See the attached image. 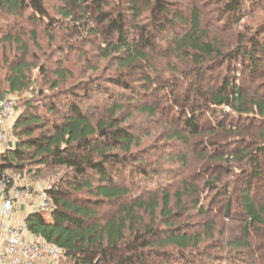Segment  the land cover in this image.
<instances>
[{
	"label": "rangeland",
	"instance_id": "374dc122",
	"mask_svg": "<svg viewBox=\"0 0 264 264\" xmlns=\"http://www.w3.org/2000/svg\"><path fill=\"white\" fill-rule=\"evenodd\" d=\"M45 1L53 21L45 20L34 24L28 19L19 22L6 19L3 23V32L20 37L23 44L18 46L0 39L1 77L9 75L10 64L15 59L31 66L26 75L30 87L23 93L5 97L16 100L14 119L7 128L10 146H13L17 138L15 121L24 111L37 112L55 119L57 114H48L51 107L55 106L59 113L68 114L70 105L77 104L96 122L102 117L107 118L106 114L112 105H124L125 108L118 111L116 116L118 124L134 134L140 145L132 148L133 156L129 158L131 163L121 169L122 174L117 175L116 181L119 185H128L132 194L117 204L106 203L97 207L98 219L112 217L118 210V204L128 205L135 198L147 196L149 191L157 187L162 186L174 193L186 179L189 184L199 186L202 195L196 199L201 200L202 205L208 208L209 216L202 217L199 208L194 206L195 201L185 199L184 208L177 212L180 216L175 221L176 227L189 233H203L200 229L203 223H216L213 238H208L207 234L202 235L200 248L211 256L197 255L198 259H202L204 264H256L254 259L259 261L264 256V231L256 232V236L252 230L251 242L254 247L249 253L239 252L230 245L233 240L243 238V227L246 224L244 215L241 214V191L250 186L255 200H264V152L257 151L259 146H264V116L255 105V108L250 107L252 110L254 108L251 114L243 116L225 106L214 108L199 94L200 89L204 93L210 87L220 89L229 78L241 87L246 101L262 104L264 107V0H246L242 9L244 12L233 19L223 15L226 4L224 0H165L167 12L159 13L158 16L159 22L165 24V29L155 39L158 47L152 69L146 71L148 66L143 64L140 69L124 72L118 70L115 58H102L99 51L101 39L96 34L87 32L89 29L83 28L89 23L88 19L83 18L75 24L76 18L66 20L60 15L59 10L63 7L61 0ZM196 5L205 14L204 26L212 29V36L226 46L225 50H232L239 42L245 47L241 51V59L236 58L220 68L205 70L203 76L199 75L202 77L200 80L196 77L199 70L197 67L187 65L184 61L169 59L166 51L172 37L185 33L184 26L178 24L173 17L183 16L186 20L189 19V11ZM89 15V21H92L93 12ZM147 19L143 17L140 21L149 24ZM127 24H131L130 20ZM94 25L97 26L91 24V27ZM254 40L261 43L260 49L252 45ZM246 51L253 53L256 64L251 63ZM59 63L68 70L70 77L59 88H54V73L59 69ZM148 72L151 73L152 84L145 78ZM125 84L130 88L124 87ZM143 106L155 108L157 115L149 116L144 113ZM192 106L202 111L199 116L201 134L190 137V147H184L176 140L169 141V131L183 127L185 113H189ZM240 151L250 153L249 156L253 159L257 158L258 167L254 166L250 158L242 163L232 161L222 165L221 162L200 157L201 154H211L212 159H219L223 154L233 156ZM118 152L121 153V150ZM185 153L189 160L187 166L182 160L174 159ZM26 163L24 169L8 172L21 186L31 187V200H22L31 208L36 206L44 191L53 184L60 183L69 173L65 167H52V170L47 168L44 173H38L36 163ZM256 168L260 176L251 178ZM143 169L145 174L141 173ZM219 176H222L221 182L218 180ZM208 181L218 187L219 193L207 189ZM227 186L230 189L228 196L232 199L229 218H226L227 199L224 189ZM75 197L78 203L84 201L88 204L95 200L87 191L79 192ZM174 202L172 200L171 206H174ZM144 219L146 224L150 223L149 217L144 216ZM159 222L158 220L159 228L163 227L164 223ZM172 250L167 251L173 254L174 260H178L179 256ZM152 259L149 264H155L154 258ZM62 264L72 262L65 257Z\"/></svg>",
	"mask_w": 264,
	"mask_h": 264
},
{
	"label": "trees",
	"instance_id": "16d2710c",
	"mask_svg": "<svg viewBox=\"0 0 264 264\" xmlns=\"http://www.w3.org/2000/svg\"><path fill=\"white\" fill-rule=\"evenodd\" d=\"M61 1L63 7L59 10L60 15L66 20L76 18L75 24L81 22L83 18L88 19L89 23L83 28L89 29L87 32L96 34L101 39L99 51L102 58L106 60L115 58L118 70L121 72L137 70L143 64L148 66L146 71L152 69L158 47L155 39L159 37L158 33L165 29V24L159 22L158 18L159 13L167 12L165 0ZM224 1L225 17L233 19L244 12L242 9L246 0ZM90 12L94 15L92 21H89ZM189 12L191 16L187 20L183 16L173 17L178 24L184 26L185 33L169 40V47L166 50L169 59L173 58L176 62L184 61L187 65L197 67L199 70L196 77L199 80L205 70L220 68L230 61H235L236 58L241 59V51L245 47L241 46L240 42L232 50L230 48L225 50L226 46L212 36V29L204 26L205 14L199 6H193ZM145 13L149 15L146 16ZM143 17L148 18L150 23H141L140 19ZM6 19L18 22L28 19L34 24L54 20L50 16L45 0H0V39L16 43L18 46L23 44L20 37L3 32V23ZM129 20L130 25L127 24ZM90 23L97 26L91 27ZM253 43L254 47L260 49V42L254 40ZM24 49L27 51V48ZM247 55L250 56L251 63L256 64L253 53L247 52ZM10 65L9 75L1 77L0 72V100L11 94L23 93L30 87L26 75L31 66L27 62H19L18 59ZM59 66L54 73L56 78L54 88H59L70 77L68 70L60 63ZM148 73L145 78L152 84L151 73ZM124 87L130 88L126 84ZM200 90L199 96L204 97L209 106L214 108L225 106L240 116L251 114L256 106L264 116L262 104L246 101L241 87L229 78L220 89L210 87L206 93ZM29 107L32 108L31 105ZM124 108V105L114 104L106 114L107 118L102 117L96 122L77 104L70 105L68 114L59 113L55 106L51 107L48 114H57L55 119H49L33 111H24L20 114L14 125L16 142L7 152L0 154V173L24 169L26 161L36 163L38 173H44L47 168L52 167H65L69 173L60 183L53 184L46 191L52 200L53 209L47 213L31 212L25 221L27 228L46 243L61 248L72 264H149L152 258L155 264H204L197 255L210 254L200 249L202 235L207 234L208 238H213L216 223L213 221L203 223L200 228L203 233L200 231L189 233L176 227L175 221L180 216L177 212L184 208L185 199L195 201L194 206L199 208L202 217L209 216L208 208L202 205L201 200L196 199L202 195L199 186L189 184L186 179L174 193L163 189L162 186L157 187L149 191L147 196L135 198L128 205L118 204V210L112 217L98 219L97 207L106 203L117 204L132 194L128 185L122 186L116 181L117 175L122 174L121 169L131 163L129 158L133 156L132 148L140 145L134 134L118 124L116 116L118 111ZM142 111L149 116L157 115V110L152 107L143 106ZM185 114L183 127L171 129L167 139L176 140L184 147H190V137L201 134L199 116L202 111L192 106L189 113L186 111ZM119 149L121 153L118 152ZM257 151L263 153L264 146H259ZM249 155L250 153L240 151L233 156L223 154L219 159H212L211 154L207 156L201 154L200 157L221 162L222 165L232 161L242 163L250 158L254 166L258 167L257 158L253 159ZM175 158L182 160L186 166L189 164L186 153ZM257 171L256 168L251 178L260 176ZM141 173L145 174L146 171L143 169ZM218 180L221 182L222 176H219ZM206 185L207 189L219 193L218 187H214L211 181ZM224 189L227 199L226 218H229L232 199L228 196L229 186ZM83 191L90 193L95 200L88 204L84 201L76 202L75 195ZM172 200H175L174 206H171ZM240 205L241 214L246 221L243 238L233 240L230 246L239 252L249 253L254 247L251 242L252 230L256 236L258 232L264 231V200L257 202L252 188L248 186L240 193ZM144 216L149 217V224L145 223ZM158 220L159 224L164 223L163 227L159 228ZM171 248L173 253L179 256L178 260H174L173 254L168 253L167 250ZM261 258L259 261L255 258L254 262L264 264V256Z\"/></svg>",
	"mask_w": 264,
	"mask_h": 264
},
{
	"label": "built area",
	"instance_id": "2783aa9c",
	"mask_svg": "<svg viewBox=\"0 0 264 264\" xmlns=\"http://www.w3.org/2000/svg\"><path fill=\"white\" fill-rule=\"evenodd\" d=\"M16 100H0V154L10 147L7 128L14 119ZM34 212L47 213L53 209L49 195L44 191ZM32 189L21 186L10 172L0 173V264H62L64 251L56 245L46 243L31 232L23 221H16V205L23 199L31 200Z\"/></svg>",
	"mask_w": 264,
	"mask_h": 264
},
{
	"label": "crops",
	"instance_id": "0c3cea01",
	"mask_svg": "<svg viewBox=\"0 0 264 264\" xmlns=\"http://www.w3.org/2000/svg\"><path fill=\"white\" fill-rule=\"evenodd\" d=\"M28 205V204H27ZM26 204H24L22 201L16 205V215L15 220L16 221H26V218L31 212H34L31 210L30 207H28Z\"/></svg>",
	"mask_w": 264,
	"mask_h": 264
}]
</instances>
